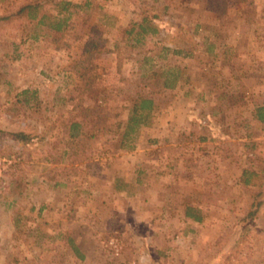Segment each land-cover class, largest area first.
I'll return each mask as SVG.
<instances>
[{"label":"rangeland","instance_id":"obj_1","mask_svg":"<svg viewBox=\"0 0 264 264\" xmlns=\"http://www.w3.org/2000/svg\"><path fill=\"white\" fill-rule=\"evenodd\" d=\"M25 1L0 0V14ZM91 1L68 48L35 22H0V264H264V203L246 217L264 200V0L222 16L208 0ZM142 9L160 32L121 42L122 63L96 54L88 89L69 65L92 28L113 48ZM138 95L156 106L124 139ZM72 119L84 150L66 162Z\"/></svg>","mask_w":264,"mask_h":264},{"label":"trees","instance_id":"obj_2","mask_svg":"<svg viewBox=\"0 0 264 264\" xmlns=\"http://www.w3.org/2000/svg\"><path fill=\"white\" fill-rule=\"evenodd\" d=\"M183 2L189 0H181ZM231 0H208L209 9L212 10L217 16L225 15L229 12ZM239 0L238 2H241ZM92 7L91 0H82L75 2L73 0H26L21 3L16 9L10 10L8 13L0 14V22L7 21L13 22L15 20H28L29 22H35L36 26L44 27L48 30L47 35L44 36L46 40L55 44L57 49L68 48L71 43L64 38V34L69 26L78 23L81 14L87 12ZM141 17L131 21L126 25L121 32V39L115 43V47H108V38L103 35V32L97 26L92 29V37L85 41L82 52L69 65V69L79 78V80L88 89H91L98 80L97 64L95 63V55L104 51H115L118 54L119 62L122 63L123 56L121 51H118L120 43L126 44V48L131 50L143 46L147 42L149 35H154L160 32L159 25L155 22L158 15H150L145 9L140 11ZM87 21L84 20L83 23ZM181 34L184 32H178L177 37L181 38ZM40 34L34 36L38 39ZM191 54V53H189ZM167 87H173L175 84H166ZM28 90H24L26 92ZM156 106L155 99L149 95H138L136 98L125 124V130L123 138L129 137L133 132H138L142 125L150 123V117ZM254 118L264 124V104L257 106ZM83 121L79 119H72L69 126L66 128L69 136L70 147L63 150L62 155L66 162H69L72 158L79 155L80 149L84 150V146H77L76 141H84L82 137L83 133ZM1 131V128H0ZM15 138L24 143L29 144L33 140V135L25 131L24 129L13 132ZM84 143V142H83ZM81 147V148H80ZM264 173V172H263ZM256 170L245 169L243 175H245V183L251 184L250 175H258ZM248 175V176H247ZM261 192L257 193V197L261 195ZM264 200L256 198L251 204V210L247 214V218H252L256 215L258 210L263 205ZM193 208L189 207L186 210V215L193 217L195 220H202L199 214H195L192 211ZM76 248L75 244H73ZM77 249V248H76Z\"/></svg>","mask_w":264,"mask_h":264},{"label":"crops","instance_id":"obj_3","mask_svg":"<svg viewBox=\"0 0 264 264\" xmlns=\"http://www.w3.org/2000/svg\"><path fill=\"white\" fill-rule=\"evenodd\" d=\"M187 216V215H186ZM187 217H189V216H187Z\"/></svg>","mask_w":264,"mask_h":264}]
</instances>
